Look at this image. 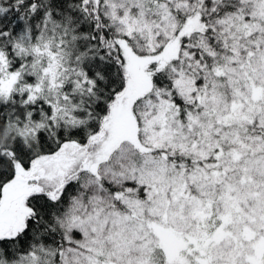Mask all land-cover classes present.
Wrapping results in <instances>:
<instances>
[{
    "label": "snow or ice",
    "instance_id": "6c2138e0",
    "mask_svg": "<svg viewBox=\"0 0 264 264\" xmlns=\"http://www.w3.org/2000/svg\"><path fill=\"white\" fill-rule=\"evenodd\" d=\"M0 264H264V0H0Z\"/></svg>",
    "mask_w": 264,
    "mask_h": 264
}]
</instances>
